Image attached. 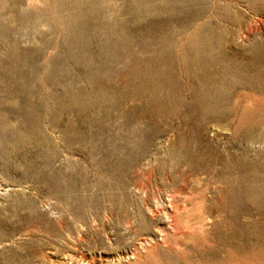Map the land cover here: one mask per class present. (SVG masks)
I'll return each mask as SVG.
<instances>
[{
    "label": "rangeland",
    "instance_id": "obj_1",
    "mask_svg": "<svg viewBox=\"0 0 264 264\" xmlns=\"http://www.w3.org/2000/svg\"><path fill=\"white\" fill-rule=\"evenodd\" d=\"M0 264H264V0H0Z\"/></svg>",
    "mask_w": 264,
    "mask_h": 264
}]
</instances>
